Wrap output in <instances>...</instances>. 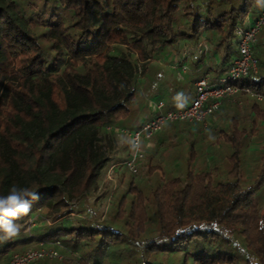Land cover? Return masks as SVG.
I'll use <instances>...</instances> for the list:
<instances>
[{"label": "trees", "instance_id": "obj_1", "mask_svg": "<svg viewBox=\"0 0 264 264\" xmlns=\"http://www.w3.org/2000/svg\"><path fill=\"white\" fill-rule=\"evenodd\" d=\"M254 4L0 0V195L13 185L39 194L29 215L16 221L21 237L0 244V264L41 242L62 244L54 247L62 258L36 264H264V148L251 158L255 165L242 160L256 129L252 115L264 118L257 99L249 118L240 122L234 115L230 133L219 131L218 142L232 153L220 157L230 160L228 178L216 176V164L195 170V145L182 146L178 135H170L168 144H160L163 150L147 151L148 173L158 170L156 180L131 173L106 219L98 222L95 213L76 222L70 218L73 201L98 188L110 161L113 135L106 128L133 119L129 104L147 47L157 52L180 40L205 38L223 48L214 82L237 52L235 29ZM263 40L264 29L254 47L258 73L237 85L264 98V50H258ZM143 73L141 84L154 94L164 71L150 67ZM194 96L182 88L176 98L187 105ZM174 126L167 127L175 133ZM157 155L159 163L151 167ZM170 160L181 161L182 168L162 170ZM44 208L49 227L39 236L23 235L24 225Z\"/></svg>", "mask_w": 264, "mask_h": 264}, {"label": "rangeland", "instance_id": "obj_2", "mask_svg": "<svg viewBox=\"0 0 264 264\" xmlns=\"http://www.w3.org/2000/svg\"><path fill=\"white\" fill-rule=\"evenodd\" d=\"M258 9H260V7L257 4V0H255L254 9L252 10L254 11ZM199 41L205 43L208 48L207 54L201 57H198L196 55L197 53L195 54L196 52L195 46ZM191 48L192 50H190ZM261 49L264 50V40L263 42H260L258 46V50ZM146 51L149 60H147L148 59L147 58L144 61H140L141 67L143 69L156 67L160 70H163L165 74L162 77L161 82L159 83V87L154 92V94H148L144 86L141 84V82H143L146 79V76H144L145 74L143 72L141 73L140 75L141 81H137L138 92L136 93L135 100H133V102L129 104V108L131 109L133 114V119L132 121H130V123L126 122V125H122L123 127L126 128L137 127L142 119H144L143 121L145 122L149 118H151L149 116L150 113L146 111L150 100L154 99V101L156 102L158 100H163L165 104L166 103L171 104L173 102L172 94H174V96L178 95L182 91V88L184 89V91H188L189 89L191 90L194 89V83L193 84L191 83V80H193L194 78L198 77L197 80H199L202 77L208 76L209 79H213L214 65L219 63L220 58L223 54L222 47L216 49V47L212 45L210 42H208L205 38H201L198 41L180 40L174 46L168 47L167 49L157 52H153L151 50V47L148 46ZM189 53L192 54L193 59L187 60L186 57L184 60H182V57L187 54L189 55ZM236 53H234V56L236 55ZM185 61L188 62L186 67L187 72L185 74H182L181 76H177L175 74L176 70L174 71L172 67L174 66V64L183 65ZM207 68L209 70H207ZM157 95H160V97H156ZM246 95H248L249 98L245 96L242 97L239 94L236 98V101L231 102L233 105H237L239 107L237 111H234V115L240 117L239 118L240 122L244 120V118L250 117V113L252 114L253 104L257 101L259 105L257 109L264 111V100L260 101L257 99V101H255L256 100L255 97L251 96L250 94H246ZM179 102L183 103L184 100L181 99ZM252 117H253L252 119H255V125H256V129L252 134L253 137H255V139L252 140V144L249 147V149L246 151L247 154L245 155L244 158H242V160H244V162H247L250 165H255L257 161H254L252 159L257 158L264 148V118H261V116L257 113L255 115H252ZM127 123H129V125ZM230 124L234 126L233 122L229 123L228 121L218 124L216 126V129L214 127L211 131H209V128H206L201 124L199 125L196 124L194 125V128L192 127L191 129H189L188 123L185 122L175 123L174 127L177 129V131L175 133L173 132L174 133L173 135H178V139L182 140L179 144L182 146L183 144H186L185 142L188 141H190L193 146L195 145L196 153H197L196 154L197 158H195L193 164L195 170H203L206 167L211 169L216 164L215 165L217 166L216 176L219 178L226 179L228 178V172L230 169V165H229L230 160L228 161V159H221L220 157L229 155L230 148L225 145H222V143H219L218 136L222 135L219 132L221 129L225 131L226 134L230 133L231 130V128H229ZM115 126L118 127L120 125L116 124ZM201 126L204 127L203 131L197 132L196 130ZM193 130H195L196 132ZM170 134H172L171 131L168 132L167 128H165L161 133L155 135L152 140L154 142L157 141L159 143L158 144L159 149L163 150L164 147L161 146L160 144L162 143L168 144L172 140ZM200 135H209L208 136L209 140L201 139ZM113 136L114 137L111 143V148L110 150H108L110 161L103 168L100 174V178L98 181L99 183L98 188L95 191L86 193L79 200L73 201L74 209L72 210L73 213L71 214L70 218L73 219L74 222H76L77 219L88 217L89 215H91V213H95V218L96 220H98V222L106 219V217L111 212L113 204L121 195H123V193L127 188L128 182L132 179L131 173L124 170L123 168L118 167L116 170L112 169L113 164L118 165L123 160H125L126 150H128L129 148L128 146H130L128 138L125 137L124 135L113 134ZM261 144L263 145L261 146ZM211 146L213 147L209 149V147ZM148 152H146L145 160L143 161L138 171V174L141 175L144 179L148 177L156 180L158 178L157 175V173H159L158 170L156 171L155 169H152L153 172V174L151 173L152 175L148 173V166H147ZM186 152L187 151H185V153ZM231 154L232 153H230V155ZM158 158L159 156L157 155V157L151 161V165H152L151 167H154L159 163ZM165 163L166 164H163L162 166V170L166 172H169L171 170H178L182 168L183 165V163L179 160H174V161L170 160ZM51 223H52L51 219L48 216V209L46 208L41 209L37 211L33 215V218L24 225L23 235H25L26 237H31L34 235L39 236L45 231L47 227H49ZM19 237H21V232L18 237H15L13 239L15 240L18 239ZM55 246L57 245H55L54 243L46 244L41 242L40 245H38V247L32 244L28 246L25 249V251L29 249L49 250L54 248ZM60 246H62V244ZM58 252L62 255L61 251L58 250Z\"/></svg>", "mask_w": 264, "mask_h": 264}, {"label": "built area", "instance_id": "obj_3", "mask_svg": "<svg viewBox=\"0 0 264 264\" xmlns=\"http://www.w3.org/2000/svg\"><path fill=\"white\" fill-rule=\"evenodd\" d=\"M249 15L250 13L246 16L244 23L235 29L237 54L232 57L226 72L214 82L208 76L197 80L194 89L195 96L187 105L165 110L166 105L163 100H158L157 102L151 100L154 104L155 113L142 123L140 127L108 126L106 128V132L109 135L122 134L128 138L130 144L128 156L118 165L113 164L112 169L116 170L120 167L132 174L138 173L145 160L146 149L153 137L170 124L185 122L192 125L202 124L207 128L210 126V119L219 111L222 105L226 101L235 102L237 96L242 92L250 94L260 101L264 100L261 95H254L248 89H241L237 85L240 80L257 74L259 70L258 59L254 55V47L258 43V35L264 29V8L260 7L250 22L247 20ZM195 49V54L197 53L198 57L207 54L208 51L207 45L202 41L196 44ZM191 53L183 56L182 60L186 57L187 60L193 59ZM187 63L185 61L183 65L174 64L172 69L176 70L175 74L177 76L187 72ZM143 70L141 63H139V73L136 79L140 80ZM56 245H60V243L57 242ZM46 258L61 259L62 255L55 248L49 250L29 249L23 253L13 255L9 264H36L37 261Z\"/></svg>", "mask_w": 264, "mask_h": 264}, {"label": "clouds", "instance_id": "obj_4", "mask_svg": "<svg viewBox=\"0 0 264 264\" xmlns=\"http://www.w3.org/2000/svg\"><path fill=\"white\" fill-rule=\"evenodd\" d=\"M264 8V0H257ZM39 200L38 191L13 185L6 195H0V244L18 237L21 225L16 221L32 211V202Z\"/></svg>", "mask_w": 264, "mask_h": 264}, {"label": "crops", "instance_id": "obj_5", "mask_svg": "<svg viewBox=\"0 0 264 264\" xmlns=\"http://www.w3.org/2000/svg\"><path fill=\"white\" fill-rule=\"evenodd\" d=\"M254 9V8H253ZM259 11V9L258 10H252V13H250V15L248 16V22H250V21H252V19L255 17V15H256V13ZM196 80H197V77H196ZM194 89H195V82H194ZM194 89H190L191 90V92H194ZM176 96L177 95H175L174 96V94H172V98H173V102L171 103V104H168V103H166L165 105V110L166 109H174V108H177V107H180V106H184L187 102H179L180 100H178L177 98H176ZM156 97H160V95H157ZM154 100V99H153ZM190 101V100H189ZM234 105L231 103V102H225L223 105H222V107L219 109V111L217 112V114L215 115V116H213L211 119H210V126L209 127H207V128H209V131H211L214 127H215V129H216V126L218 125V124H220V123H224V122H228L229 121V123L231 122L230 120H231V117H233L234 116ZM146 111H148L149 113H150V117H152L153 116V114L155 113V108H154V104L151 102V100L149 101V103H148V106H147V110ZM144 119H142L141 121H140V124L139 125H141L142 123H144V121H143ZM136 124V123H135ZM133 128H135V127H133ZM167 128V130H168V132L169 131H171V133L172 134H170V135H173L174 133H173V129H172V127H166ZM201 128V127H200ZM203 129H204V127H202V129H200V131H203ZM206 130H208V129H206ZM209 131H206V132H209ZM161 133V132H160ZM114 137V136H113ZM252 140L253 139H255V137H253V135H252V138H251ZM209 140V139H208ZM257 140H260V139H257ZM159 143L157 142V141H151V143H150V145L148 146V148L146 149V152L147 151H150V150H152L153 148H155V147H158L159 145H158ZM263 144H261V146H262ZM214 146V145H213ZM213 146H211V147H209V149H211ZM129 147V146H128ZM228 147V146H227ZM128 153H129V148H128V150H126V157L128 156ZM125 157V158H126Z\"/></svg>", "mask_w": 264, "mask_h": 264}]
</instances>
